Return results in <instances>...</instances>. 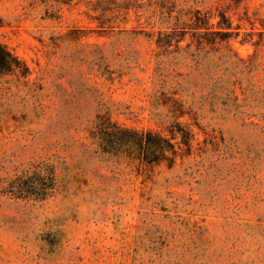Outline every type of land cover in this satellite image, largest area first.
Instances as JSON below:
<instances>
[{"label":"rangeland","instance_id":"1","mask_svg":"<svg viewBox=\"0 0 264 264\" xmlns=\"http://www.w3.org/2000/svg\"><path fill=\"white\" fill-rule=\"evenodd\" d=\"M0 44V264H264V0H0Z\"/></svg>","mask_w":264,"mask_h":264},{"label":"trees","instance_id":"2","mask_svg":"<svg viewBox=\"0 0 264 264\" xmlns=\"http://www.w3.org/2000/svg\"><path fill=\"white\" fill-rule=\"evenodd\" d=\"M188 28L192 30V36L190 37L192 43L199 44L197 46L201 48L211 47L223 42H228L232 37V32L230 29L231 22L227 19L225 14H221V20L217 24V28L214 29L212 26L209 27V17L207 14L201 12L193 16L191 22L188 24ZM183 34H179L177 31H172L169 33H158L156 38V44L161 51L170 52L169 48L176 46L180 48V43L185 40V35L187 31H183ZM14 65L16 67L21 66V61L15 57L10 51L0 44V66L4 68L11 69ZM27 69V68H26ZM28 73V69L25 74ZM174 104L178 103V100H173ZM176 125L178 126V122ZM185 144L189 146V140L191 138V133L183 130ZM132 135L128 138V142L132 145L138 146L140 152L142 153V162H152L153 159L149 158L150 152L153 149H157L160 155L169 160L170 167H173L177 157L176 145L166 137L161 135H153L152 133H137L129 132ZM154 152V151H153ZM172 154L173 156H168L167 154ZM141 158V157H140ZM161 160L160 157L156 161Z\"/></svg>","mask_w":264,"mask_h":264}]
</instances>
